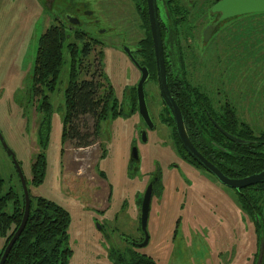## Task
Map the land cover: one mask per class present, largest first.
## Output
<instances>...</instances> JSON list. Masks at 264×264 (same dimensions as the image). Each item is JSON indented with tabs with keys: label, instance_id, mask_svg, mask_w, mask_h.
<instances>
[{
	"label": "rangeland",
	"instance_id": "rangeland-1",
	"mask_svg": "<svg viewBox=\"0 0 264 264\" xmlns=\"http://www.w3.org/2000/svg\"><path fill=\"white\" fill-rule=\"evenodd\" d=\"M111 1L52 0L45 9L41 0H0V131L20 161L27 181L31 177V163L39 151V113L35 109L38 96L31 94L34 58L40 35L48 25L63 19L67 10L73 11L79 21L73 29L103 42L91 45V53L83 60L88 72L83 70L80 75L102 80L99 76L105 71L107 82L121 102L126 100L124 88L135 83L138 68L123 50V45L129 42L117 43L119 36L114 34L115 30H106L110 24L122 29L118 19L128 18L127 7L122 1H115L121 8L117 12ZM112 14L116 17L113 21ZM240 19L264 20V12L242 14ZM73 29L67 27L65 43L75 40ZM85 39L83 35L76 41L81 45ZM220 40L215 37L206 42L199 33L192 36L189 52L194 55L186 58L187 76L210 95L231 102L237 116L256 132L264 130V54H261L264 43L258 46L259 56H246V49L238 39L232 59L230 46H224L223 50ZM99 49H102L101 64L97 57ZM248 50L251 51L250 46ZM68 63L69 53L64 48L57 87L49 93L52 108L43 129L45 175L41 182L27 185L32 206L36 196H43L68 212V243L72 249L68 264H111L108 249H121L127 237L142 236L131 201L142 190V172L155 169L157 160L164 175L173 170L164 179L165 200L153 201L157 218H150V238L139 247L140 251L152 257L155 264H264V191L256 196V209L248 212L246 206L240 205L239 194L233 188L200 168V171L185 169L184 162H188L174 149L170 127L156 116L153 129L145 125L144 119L142 123L123 114L101 119L96 135L92 132L94 116L83 114L73 122L82 140L89 144L79 145L78 137L66 138L62 143ZM148 96L146 100L150 102ZM157 105L158 102L153 104L154 110ZM142 129L147 130L146 140H142ZM133 145L137 146L139 161L130 162ZM172 161L180 162L179 168L169 167ZM0 175L6 187L18 182L12 160L1 144ZM104 201L108 207L100 212L98 208ZM181 203L185 208L182 209Z\"/></svg>",
	"mask_w": 264,
	"mask_h": 264
},
{
	"label": "trees",
	"instance_id": "trees-1",
	"mask_svg": "<svg viewBox=\"0 0 264 264\" xmlns=\"http://www.w3.org/2000/svg\"><path fill=\"white\" fill-rule=\"evenodd\" d=\"M41 1L45 9L50 7L46 2ZM211 3L208 4L207 8ZM145 7L144 5V11L146 12ZM173 7L177 8L178 6L175 4ZM175 14H177L176 11ZM241 15L222 20L220 24H217L215 33L207 42L216 37L221 38L220 41L227 44L232 42L235 46L237 40L241 39V43L245 48L248 47V44H251V51L246 53V56L250 54L259 56L258 46L264 43V20H242L240 19ZM72 33L75 40L65 43L68 35L67 27L60 23H52L42 32L38 42L34 58L31 94L35 98L38 96V103L35 106L39 113L37 141L40 149L32 164L33 184L41 182L45 175L46 158L43 129L52 108L49 93L57 87L59 72L64 61V48L69 53V63L67 84L63 92L65 110L62 135L64 136L67 133L72 136V128L75 126L73 121L83 114L94 116L96 132L99 130L101 119L115 117L118 114L128 115V113L118 109L113 87L107 82L108 76L105 71L102 70L101 74L103 76H99V78H103L102 80L80 75L83 70L84 73L88 72V69H84L83 66V60L87 54L85 50L87 43L82 41L79 45L76 40L83 38L85 32L74 29ZM101 50L99 49L97 52L100 64ZM144 50L146 56H148L145 59L144 54L142 57L144 63L143 61L140 63L145 64L150 70L154 69L152 71L154 76L156 71L155 61L152 58L154 55L153 46L145 44ZM261 54H264V49ZM188 56H191V54L187 51L179 59L178 65L182 73V79L178 81L181 87L177 96L179 101L182 102V106L185 105L186 110L183 116L191 141L198 150L228 176L241 177L263 170L264 130L256 132L250 124L237 116L236 109L229 102H226L220 108L211 105L210 97L201 87L202 85L197 84V81L192 83L187 76L186 58ZM168 64L167 68L170 69V64ZM171 79L176 81L171 78L168 72L169 86H171ZM176 85L172 84L171 87L176 88ZM206 108L224 129L245 140L236 141L224 136L208 120L204 112ZM81 136L78 137V144H89L87 140H82ZM61 139L63 143L64 138L61 137ZM180 149L182 150L180 151L181 154L184 153L192 163L200 167L181 147ZM102 155H104V149ZM100 174L103 175V171H100ZM236 191L239 194L240 205L246 206L249 212L256 209L258 200L256 196L264 191V182L246 186ZM35 199L34 206H32L30 200L29 216L26 224L11 246L4 264H68L72 254V249L68 243V212L61 205L43 196H36ZM9 202L11 206L8 205ZM24 203L22 189L20 190L19 186L18 188L13 186L5 188L3 179L0 176V237L4 238V243L0 247V254L14 231L12 227L20 221ZM8 207H10V211ZM113 249H109L111 253L114 251ZM112 255H114L112 264H155L154 259L146 253L133 251L126 254L115 251Z\"/></svg>",
	"mask_w": 264,
	"mask_h": 264
},
{
	"label": "flooded vegetation",
	"instance_id": "flooded-vegetation-1",
	"mask_svg": "<svg viewBox=\"0 0 264 264\" xmlns=\"http://www.w3.org/2000/svg\"><path fill=\"white\" fill-rule=\"evenodd\" d=\"M115 1H118V0L111 1V5L115 7V10L117 12H120L121 8L119 6H116V3H114ZM119 1H122L123 3H125V5L127 7L128 18L124 17V18H119L118 19L119 22L122 24V29L121 30L116 28L117 25H115V24H110L108 26L109 29L106 28V30H111V31L115 30L114 34L119 36V40H118V38H116V41H118L117 43H119V41H120V44H126V42H129V45L131 46L130 50H131L132 54L135 56V58L139 62L143 61V63H144V59L141 58V57H143L144 54L146 56V52L144 50L145 44L147 46L150 45V44L153 46L146 0H144L145 4L143 3V0H119ZM216 1H218V0H157V13H158V18H159V22H160L161 34H162L163 50H164L165 65H166V72H167V82H168V72L171 75V78H173V79H175L177 81L176 82V81H173L171 79V86H172V84H177L176 88L169 86V82H168V87H169L170 93L174 97L176 103L178 104V106H179V108L181 110L185 128H186V124H185L183 113H184V111L186 109L184 108L185 105L182 106V102L179 101L178 96H177V94L179 93L178 90H180V87H181V85L178 84V81H181V79H182V73L180 72L179 65H178L179 64V59L182 57L184 52H187V51L189 52V50L191 48V45H192V42H193L192 41V36H195L196 34L199 33L200 39H202V40H204L206 42L209 40V39H207V40L204 39V29L207 27V25L211 24L216 19L217 14L212 13V11L210 10V7ZM210 2H212V3L210 4L209 8H207L208 4ZM47 4L51 6L52 0H47ZM175 4L178 6L177 8L173 7ZM144 5L146 6L145 7L146 8V12L144 11ZM175 11L177 12V14H175ZM68 16H72L73 17L74 16V12L71 11V10H67L65 12V14H64V18L63 19H59V22H56V23H60L63 26L68 27V29H70V27H72V29H73V28H75V26L72 25L71 23H69V21H68L69 19L67 18ZM209 18H210V20H209ZM110 19L112 21L115 20L116 19L115 15L112 14ZM221 21H219L218 24H220ZM214 33H215V29L212 32L211 36ZM85 37L87 38V39L83 40V43H87V47H85V50H86L87 54L85 56H88L91 53V50H92L91 45L92 46L99 45V44H102L103 42H101L99 39H97L95 37L87 36L86 33H85ZM194 41L196 43H199V40L198 41L194 40ZM126 45H128V44H126ZM241 45H243V44H241ZM224 46H225V48L230 46V52L229 53L231 54V58L235 59L234 58V56H235L234 55V53H235L234 44L232 42H229L228 44L225 43V42H222L221 48L223 50H224ZM247 46L249 47V46H251V44H248ZM248 47L245 48V46H244V48L246 49V51H245L246 53L249 52ZM153 52H154V49H153ZM190 54L194 55L193 53H190ZM147 56L145 57V59L147 58ZM152 58H153V61H155V56L154 55H153ZM140 64H142V63H140ZM167 64L169 65L170 69L167 68ZM154 65H155V63H154ZM153 70L154 69H152V70L149 69V77L146 80V82L144 83L145 99L149 97L148 95L151 96L150 102H148L146 100L147 107L149 109V112H150V115H151V118H152V121H153V126L150 129H153L155 127V118L156 117H157L156 119H159L161 122L166 123L170 127V137L172 139V143H173L174 149L176 150V152L185 161L188 162V163L184 162V168L185 169H189V170L194 169V170H199V171L201 169V170H203L202 171L203 173L207 174V171L203 167H201V166L199 167V166L195 165L194 163H192L187 158V156L184 153L183 154L180 153V151H182L180 149V147L183 150H184V148H183V146H182V144H181V142H180V140L178 138V135H177V132H176V128H175V123H174L173 117L171 115V112L168 109V107L166 106L165 102L163 101V99H162V97L160 95L158 82H157V77H156V72H155L154 76L152 75V71ZM155 71H156V68H155ZM136 73H137V75H136L135 83L130 85L129 87H125L124 88V90H126V91L123 94H125L124 97H126V100H124L122 102L116 100V102L118 103V106H117L118 109L128 113V116L135 117L138 120V122L142 121V123H143V119H142V117L140 116V114L138 112L137 93H136V83H137V80H138L139 75H140V70L138 69V72H136ZM173 89H175V90H173ZM205 91L208 94V96L210 97V104L213 105L214 107H219L220 108L223 104H225L226 102H229L228 100L222 101V100L218 99L217 96L214 97L215 94L210 95V93L207 90H205ZM214 99H216V103H214ZM156 102H158V105L156 106L157 109L154 110L153 104L156 103ZM229 103L233 106V104L231 102H229ZM125 106H126V108H125ZM123 108H124V110H123ZM35 109L37 110L36 106H35ZM234 109H235V107H234ZM204 112H205L208 120L224 136H226L214 124L213 121L217 122L218 125L220 127H222L219 124V122L210 114V112L208 111L207 108L204 109ZM38 122H39V119H38ZM224 130L227 131L226 129H224ZM186 131H187V128H186ZM76 132H77V130H76L75 126H73V128H72V136H70L66 132H65L66 135L63 136L62 135V131H61V137H63L64 140L66 138H71V139L77 138L80 135L77 134ZM92 132L94 134L97 133L96 132V128H95V120H94V123H93ZM187 133H188V131H187ZM228 133L232 134L231 132H228ZM233 135H235V134H233ZM235 136H237V135H235ZM0 144H1V142H0ZM1 146H2V144H1ZM131 148H132V146H131ZM39 149H40V147L38 148V150ZM4 150H5V148H4ZM5 152H6V150H5ZM38 152L39 151H37L36 154H38ZM36 154H35V157H36ZM10 159H11V157H10ZM128 159H129L130 162H134L133 160H135V159H131L130 154H129V158ZM34 161H35V158H34ZM137 161H139V159ZM33 162L31 163V177L29 178L30 180L29 181L26 180L27 185L29 184V182L32 183V179H33V177H32V164H33ZM12 163H13V161H12ZM19 164H20V161H19ZM190 164L194 165L195 168H191ZM13 165H14V163H13ZM156 165L157 166H156L155 169L149 170L148 172H142V174H143V179L141 181L142 190L137 195V197L139 196V198H135V199H133L131 201V203H132L131 205L135 206V207H133L134 211L132 210L133 211L132 214H133V217H136L139 220V228H140V232H141L142 236L139 237V238H133V237L129 238V237H127L126 241H125V242H127V243H125V247H123L121 249L118 248V247H114L113 250H115L116 252L129 254V253H131L133 251H136V252L143 253L139 249V247H141V245L138 244L144 238V232L141 230V226H140V220H141L140 219V204H141V197H142L143 191H144L147 183L149 182V180L154 178V177H156L155 181H154V184H153V196H152V200H151L150 211H149V216H148V221H147V227H148L150 218H155V219L157 218V212L154 211V209H153V201L156 200L158 202V201L165 200L166 187L167 186H166V181L164 179L167 180L168 177L171 175V172L173 170V169L170 170V171L168 170V172H166V175H164V173H162V171H161V167L159 166V161L158 160L156 161ZM179 165H180V162H176V161H172V162L168 163L169 167L170 166L171 167L177 166V168H179ZM20 167H21V164H20ZM136 167H138V166H136ZM14 169L16 170L15 165H14ZM21 169H22V167H21ZM22 171H23V169H22ZM16 172H17V170H16ZM209 174H211V173H209ZM99 175H101L100 171H99ZM17 176H18L17 177L18 182L13 184V185H7V187L13 186V187H17L18 188V186H19L20 190L22 189V191H23L22 184H21V181L19 179L18 173H17ZM24 176H25V179H26L27 175L24 174ZM1 178L3 179L4 187L7 188L6 185H5L4 178L2 176H1ZM175 180L176 179H174L173 181H175ZM174 184H173V186L175 187L176 185H174ZM249 186H251V185H249ZM28 189H29V187H28ZM110 193H111V188L109 189V192H108V198L110 196ZM29 196H30V190H29ZM154 197H157V198H154ZM30 200H31V196H30ZM125 203L123 202V205H125ZM107 204L108 203H106V201L101 202V205L98 208L99 211L100 212H104L107 209V207H108ZM8 205L11 206V203L9 202ZM24 206H25V203H24ZM180 206L182 207L183 204L181 203ZM182 208H185V207L183 206ZM8 210L10 211V207H8ZM23 211H24V209L22 210V215H23ZM22 215H21V218H22ZM21 218H20V221H21ZM255 220H256V222L259 221V219H255ZM20 221H19V223H20ZM19 223L12 227L14 229L13 233L15 232V230H16L17 226L19 225ZM150 229L151 228L148 227L147 231H149ZM13 233H12V235H13ZM11 236H10V238H11ZM149 238H150V235H149ZM1 239H2V242L0 241V243H1V246H2L3 243H4V238L2 237ZM7 242H6V244H7ZM258 243H259V240L257 241V244ZM5 245H4V247H5ZM255 253L258 254L257 252H255ZM110 254L112 255L111 252H110ZM113 256L114 255L110 256L111 264H112V261H113ZM168 264H171V262L168 263Z\"/></svg>",
	"mask_w": 264,
	"mask_h": 264
},
{
	"label": "water",
	"instance_id": "water-1",
	"mask_svg": "<svg viewBox=\"0 0 264 264\" xmlns=\"http://www.w3.org/2000/svg\"><path fill=\"white\" fill-rule=\"evenodd\" d=\"M43 2L47 3V0H43ZM147 4V11L149 16L150 22V30H151V37L154 49V56H155V68H156V77L159 87L160 95L165 102L166 106L171 112L173 117L176 132L178 138L187 152V154L197 162L201 167H203L207 172L211 173L218 181H220L223 185L231 187L235 190H240L249 185H254L259 182H264V169L258 172L250 173L245 176L241 177H231L223 173L216 164H214L211 160H209L191 141L184 122L181 110L176 103L174 97L170 93L168 82H167V72H166V65H165V57H164V50H163V42H162V34L160 28V22L157 13V0H146ZM212 13L217 14L216 19L204 29V39L207 40L211 36L212 32L216 28L219 21L224 20L226 18H230L233 16L246 14L250 12H260L264 11V0H218L212 4L210 7ZM69 23L76 26L79 23L76 17L68 16ZM72 29V27H70ZM124 52L130 57L132 62L137 66L140 70V75L136 83V93H137V107L138 112L142 119H144L146 125L151 128L153 126V121L147 107L145 94H144V83L149 77V69L146 65L140 64V62L135 58L132 54L130 48L126 45H123ZM214 124L230 139L236 141H244L238 136L228 133L222 127L218 125L217 122L213 121ZM140 134L142 140H146V130H140ZM0 142L2 146L5 148L6 153L10 155L17 173L19 175V179L22 184L24 198H25V206L23 215L19 225L17 226L15 232L8 240L7 244L5 245L1 255H0V264H4L7 254L21 233L29 214L30 208V196H29V189L27 186V182L24 176V173L20 167L19 161L15 156V152L8 146L6 143L1 131H0ZM130 157L131 159L138 160V149L136 145H133L130 150ZM155 178H152L147 183L142 197H141V204H140V226L141 230L144 232L143 240L138 243L139 245L143 246L148 242L149 233L147 231V221L150 211L151 200L153 196V184Z\"/></svg>",
	"mask_w": 264,
	"mask_h": 264
},
{
	"label": "crops",
	"instance_id": "crops-1",
	"mask_svg": "<svg viewBox=\"0 0 264 264\" xmlns=\"http://www.w3.org/2000/svg\"><path fill=\"white\" fill-rule=\"evenodd\" d=\"M177 186H175V188H176ZM183 209V208H182ZM182 217V216H181Z\"/></svg>",
	"mask_w": 264,
	"mask_h": 264
}]
</instances>
